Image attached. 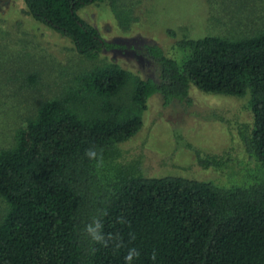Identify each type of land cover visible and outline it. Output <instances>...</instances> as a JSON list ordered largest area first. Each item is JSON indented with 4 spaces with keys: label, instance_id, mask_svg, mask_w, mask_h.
I'll return each instance as SVG.
<instances>
[{
    "label": "trees",
    "instance_id": "16d2710c",
    "mask_svg": "<svg viewBox=\"0 0 264 264\" xmlns=\"http://www.w3.org/2000/svg\"><path fill=\"white\" fill-rule=\"evenodd\" d=\"M23 1L92 63L119 47L77 14L102 0ZM140 52L156 63L158 80L137 75L126 107L115 98L127 70L93 63L65 96L41 100L0 149V264H125L130 248L139 253L132 264H264V27L238 38L182 37L167 50L145 43ZM191 87L247 96L252 124L239 130L247 161L195 150L199 166L219 171L215 178L143 174L141 157L128 159L121 144L142 127L151 97L188 103ZM84 94L81 111L75 105ZM94 217L114 237L106 246L84 231Z\"/></svg>",
    "mask_w": 264,
    "mask_h": 264
},
{
    "label": "rangeland",
    "instance_id": "374dc122",
    "mask_svg": "<svg viewBox=\"0 0 264 264\" xmlns=\"http://www.w3.org/2000/svg\"><path fill=\"white\" fill-rule=\"evenodd\" d=\"M77 14L104 40L119 46L103 50L93 63H114L127 70L130 78L115 98L126 107V91L137 75L158 80L157 65L141 54L142 44L167 50L182 37L253 35L264 27V0H102ZM93 63L79 56L67 37L36 21L23 0H0V149L14 142L15 131L41 100L65 96L74 77ZM33 76L36 82L31 83ZM82 99L75 106L84 111L85 94ZM188 99L164 105L155 94L141 112L140 130L121 144L128 159L141 157L143 174L215 178L219 171L199 166L195 150L247 161L239 131L252 124L247 96L191 87ZM5 208L0 198V220Z\"/></svg>",
    "mask_w": 264,
    "mask_h": 264
},
{
    "label": "clouds",
    "instance_id": "9594fccd",
    "mask_svg": "<svg viewBox=\"0 0 264 264\" xmlns=\"http://www.w3.org/2000/svg\"><path fill=\"white\" fill-rule=\"evenodd\" d=\"M85 155L90 161H95L97 166L102 165L103 159L102 156L94 149H88L85 152ZM103 215V213L101 214ZM84 231L87 233L88 237L93 243L101 244L106 246L109 240H113L114 237L111 234H106L103 232V222L100 218L94 217L90 223L85 225ZM119 243L116 244V247H120ZM139 253L136 249L130 248L127 254L124 257L125 264H132L134 257H137ZM156 258V253H152V259Z\"/></svg>",
    "mask_w": 264,
    "mask_h": 264
}]
</instances>
